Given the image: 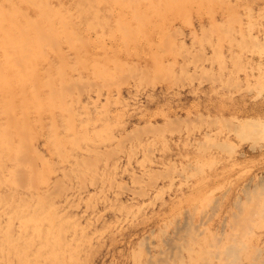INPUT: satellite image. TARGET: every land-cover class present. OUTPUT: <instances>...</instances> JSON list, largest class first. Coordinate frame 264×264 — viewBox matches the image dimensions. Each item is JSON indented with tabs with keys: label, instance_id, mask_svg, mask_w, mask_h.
Returning a JSON list of instances; mask_svg holds the SVG:
<instances>
[{
	"label": "rangeland",
	"instance_id": "1",
	"mask_svg": "<svg viewBox=\"0 0 264 264\" xmlns=\"http://www.w3.org/2000/svg\"><path fill=\"white\" fill-rule=\"evenodd\" d=\"M8 1L0 0V240L8 241L0 264H151L160 254L166 264H264V117L254 82L263 0ZM17 167L28 170L17 176ZM32 191L43 197L31 200ZM32 219L53 226L61 253L45 258Z\"/></svg>",
	"mask_w": 264,
	"mask_h": 264
},
{
	"label": "bare ground",
	"instance_id": "2",
	"mask_svg": "<svg viewBox=\"0 0 264 264\" xmlns=\"http://www.w3.org/2000/svg\"><path fill=\"white\" fill-rule=\"evenodd\" d=\"M10 1V0H9ZM8 1V2H9ZM12 1H14V0H12ZM16 1V0H15ZM46 1V0H45ZM258 1H261V0H257V2ZM24 2V1H23ZM26 3H28V5H30L31 3H30V0H26L25 1ZM12 3V2H11ZM43 3H44V1L42 2L41 1V5H43ZM263 3H264V0H263ZM7 4V3H6ZM12 4H16V3H12ZM8 5V4H7ZM13 5V6H14ZM48 5V4H47ZM8 6H10V4L8 5ZM20 6V5H19ZM21 6H22V4H21ZM32 6H34V8H36V10H35V13L33 12V14H36V20H38V18L40 17V16H42L40 19L43 21V16L45 17V12H44V8L42 9L43 10V12H39V11H41L40 10V8H39V6H37V5H35L34 3L32 4ZM44 6H46V5H44ZM25 7V6H24ZM64 7V6H63ZM262 7V9H260V8H258V14H256L257 15V17H256V23H257V25H256V37H255V40H256V44H257V46H259V50H258V59H257V61H256V65H254V66H256V75H255V88H256V97H257V99H262L261 101L262 102H259L258 101V104H256L255 106H256V115H263V117H264V6H261ZM3 8V7H2ZM9 8V7H8ZM7 8V9H8ZM11 8L12 7H10L9 8V14H10V16H14V15H16L15 13H14V11H11ZM48 8V7H47ZM56 8V7H55ZM1 9V8H0ZM4 9V11H5V8H3ZM2 9V10H3ZM24 9H26V7L24 8ZM1 10V11H2ZM20 10V9H19ZM19 10H17V11H19ZM28 10V9H27ZM0 11V12H1ZM5 12V13H8V12ZM26 11V10H25ZM49 12H51V11H49ZM59 12V11H58ZM40 13H43L42 15L40 14ZM27 14V13H26ZM39 14H40V16H39ZM47 16V15H46ZM6 17V16H5ZM17 17H19V16H17ZM23 15H22V19H23ZM34 17H35V15H34ZM136 17V16H135ZM138 17V16H137ZM20 18V17H19ZM46 18V17H45ZM4 20H5V18H3ZM8 19V22H14L15 20H17L16 19V17H13V18H7ZM6 19V20H7ZM32 19H34V18H32ZM137 19V18H136ZM234 19V18H233ZM40 20V21H41ZM138 20V19H137ZM230 20V19H229ZM24 21V20H23ZM62 21V20H61ZM3 21H1V23H2ZM0 23V24H1ZM15 23V22H14ZM16 23L18 24V22L16 21ZM32 23H34L33 22V20L31 21V19H29V20H25L22 24H23V26L21 25L20 26V28L21 29H19V31H21L17 36H19L20 34L23 36V34H24V36H23V39L26 37V35H27V33H28V31H29V28H30V26H32L33 24ZM45 23V22H44ZM63 23V22H62ZM3 24V23H2ZM5 25V24H4ZM41 25V24H40ZM29 26V27H28ZM38 26V25H37ZM3 27V26H2ZM14 27V26H13ZM215 27V26H214ZM15 28H16V26H15ZM15 28H13L15 31H13V34L14 33H16V29ZM250 28V27H249ZM9 29V28H8ZM12 28H10V30H11ZM12 29V30H13ZM213 29V28H212ZM33 30H34V28H33ZM18 31V32H19ZM35 31H39V30H35ZM34 31V32H35ZM10 32V31H9ZM8 32V34H10ZM17 32V33H18ZM40 32V31H39ZM40 33H42V32H40ZM95 33V32H94ZM191 33H193V31L191 32ZM212 33V32H211ZM11 34H12V32H11ZM12 34V35H13ZM47 34V33H46ZM51 34V33H50ZM135 34V33H134ZM4 35V34H3ZM15 35V34H14ZM14 35H13V38H14ZM20 35V36H21ZM30 35V34H29ZM28 36V35H27ZM222 36V35H221ZM49 37V36H48ZM250 37H252V36H250ZM19 38V40L21 39L20 37H18ZM18 38H17V41H18ZM41 39H42V37H40ZM3 39H4V37H3ZM11 39H12V36H11ZM25 40H27V38L25 39ZM37 40V39H36ZM43 40V39H42ZM45 40V39H44ZM165 40V39H164ZM14 41V40H13ZM21 42H22V40H20ZM28 41H34V39L33 40H30V39H28ZM27 41V42H28ZM229 41V40H228ZM233 42V41H232ZM1 43V42H0ZM18 43V42H17ZM50 43V42H49ZM70 43V42H69ZM220 43V42H219ZM16 44V43H15ZM24 44V43H23ZM31 44V43H30ZM33 44H34V42H33ZM32 44V45H33ZM71 44V43H70ZM165 44V43H164ZM167 44V43H166ZM255 44V43H254ZM255 44V45H256ZM17 45V44H16ZM20 45V44H19ZM168 45V44H167ZM54 46V45H53ZM145 46V45H144ZM246 46V45H245ZM51 47V46H50ZM241 47V46H240ZM2 48V47H1ZM4 48V47H3ZM42 48V47H41ZM247 48V47H246ZM17 49V48H16ZM23 49V47L19 50V53H21V54H24L26 57H28L27 55H28V53H30L31 52V50L30 49H26L25 51H23L22 50ZM144 49V48H143ZM37 50H39V49H37ZM162 51V50H161ZM10 52V51H9ZM12 52V51H11ZM43 52V51H42ZM45 52V51H44ZM14 53V52H13ZM12 53V54H13ZM46 53V52H45ZM12 54H11V56H12ZM43 54V53H42ZM220 54V53H219ZM23 55V56H24ZM199 55H201V53L199 54ZM9 56H10V54H9ZM18 56V55H17ZM191 56H193V55H191ZM216 56V55H215ZM11 58H14V61H15V59H18L19 60V58H15V57H11ZM21 58H23V57H21ZM183 58V57H182ZM185 58V57H184ZM197 61V60H196ZM16 64H18V62L16 63ZM224 66V65H223ZM170 69V68H169ZM225 69V68H224ZM58 72V71H57ZM64 73V72H63ZM220 74V73H219ZM63 75H65V74H63ZM189 76V75H188ZM200 76V75H199ZM63 77V76H62ZM65 77V76H64ZM145 77V76H144ZM148 77V76H147ZM201 77V76H200ZM219 77H220V75H219ZM204 78V77H203ZM207 78V77H206ZM125 79V78H124ZM169 79V78H168ZM179 79V78H178ZM205 79V78H204ZM214 79H216V78H214ZM128 80V79H127ZM183 80V79H182ZM146 81V80H145ZM153 81H155V80H153ZM160 81V80H159ZM178 81V80H177ZM72 82V81H71ZM123 82V81H122ZM125 82V81H124ZM148 82V80L146 81V83ZM174 83V82H173ZM107 84H109V83H107ZM139 84V83H138ZM175 84V83H174ZM114 85V84H113ZM141 85V84H140ZM237 85V84H236ZM73 86V85H72ZM79 86H81V85H79ZM107 86H109V85H107ZM118 86V85H117ZM53 87L54 86H52V89H53ZM61 87V86H60ZM87 87V86H86ZM237 87V86H236ZM248 87V86H247ZM65 88V87H64ZM70 89V88H69ZM73 89V88H72ZM85 89V88H84ZM91 89V88H90ZM229 89V88H228ZM78 90V89H77ZM54 92H56V91H54ZM54 92H53V94H54ZM58 92V91H57ZM56 92V93H57ZM52 94V95H53ZM81 94V93H80ZM70 95V94H69ZM55 96V95H54ZM62 96V95H61ZM52 98V97H51ZM54 98V97H53ZM257 102V101H256ZM62 106V105H61ZM200 116V115H199ZM203 117V116H202ZM202 117H201V119H202ZM197 118V117H196ZM204 118V117H203ZM209 118V117H208ZM257 118H259V117H257ZM262 119V118H261ZM187 120V119H186ZM203 121H204V119H202ZM211 120V119H210ZM259 121H258V124H259V122L261 121L260 119H258ZM254 121H256V120H254ZM263 122H264V120H262ZM189 122H190V120H189ZM223 122V121H222ZM200 123H202V122H200ZM221 123V122H220ZM261 124H262V122H260ZM14 124V123H13ZM260 124V125H261ZM166 125H167V123H166ZM187 126H188V124H186ZM197 125V124H196ZM202 125V124H201ZM214 125V124H213ZM256 125H257V123H256ZM168 126H170V125H168ZM194 126V125H193ZM251 126V125H250ZM153 127V126H152ZM159 127V126H158ZM164 127H165V125H164ZM223 127V126H222ZM202 128V127H201ZM233 128V127H232ZM247 128V127H246ZM158 129V128H157ZM224 129V128H223ZM237 129V128H236ZM162 130V129H161ZM194 130V129H193ZM192 130V131H193ZM249 130V129H248ZM163 131V130H162ZM162 131H161V133H162ZM179 131V130H178ZM188 130H186V132H187ZM195 131V130H194ZM193 131V132H194ZM239 131V130H238ZM6 132H8V131H6ZM190 132V131H189ZM134 133V132H133ZM160 133V132H159ZM158 133V134H159ZM160 133V134H161ZM181 133H182V131H181ZM6 134V133H5ZM156 134V133H155ZM215 135V134H214ZM132 136V135H131ZM159 136V135H158ZM157 136V137H158ZM251 136V135H250ZM249 136V137H250ZM127 137V136H126ZM126 137H124V140H125V138ZM136 137V136H135ZM261 137V136H260ZM26 138V137H25ZM138 137H136V139H137ZM140 138V137H139ZM162 138V137H161ZM65 139V138H64ZM133 139V138H132ZM131 139V140H132ZM259 140V139H258ZM122 142V141H121ZM257 142V141H256ZM199 143V142H198ZM9 144V143H8ZM228 145V144H227ZM230 145V144H229ZM116 146V145H115ZM132 146V145H131ZM1 150V149H0ZM21 150V149H20ZM24 150V149H23ZM120 150V149H119ZM149 150V149H148ZM113 152V151H112ZM122 152V151H121ZM135 153V152H134ZM123 154V153H122ZM145 154V153H144ZM147 154V153H146ZM151 154V153H150ZM26 155V154H25ZM148 155V154H147ZM89 158V157H88ZM88 158H86L87 160H88ZM133 158V157H132ZM50 159V158H49ZM84 159V158H83ZM82 158H81V160H83ZM147 159H148V157H147ZM150 159V158H149ZM20 160H21V158H20ZM77 160V159H76ZM25 161V160H24ZM30 161V160H29ZM33 161H35L34 159H33ZM91 161H92V159H91ZM97 161V160H96ZM23 162V161H22ZM78 162H79V160H78ZM25 163V162H24ZM15 166H17V165H15ZM18 166H19V164H18ZM22 166V165H21ZM36 166V165H35ZM171 166V165H170ZM170 166H169V168H170ZM28 167V169H29V166H27ZM24 169H26V170H28L27 168H22L21 170H20V168L19 167H17V169H16V174L18 173V172H20V171H22V170H24ZM31 169H33V168H31ZM115 169V168H114ZM170 170V169H169ZM43 171V170H42ZM76 171V170H75ZM68 172V171H67ZM162 172V171H161ZM25 173V172H24ZM159 173H160V171H159ZM168 173V172H167ZM194 173V172H193ZM33 174V173H32ZM31 174V175H32ZM66 174V173H65ZM180 174V173H179ZM22 175V174H21ZM34 175H36V174H34ZM68 175V174H67ZM152 175H154L153 173H152ZM159 175V174H158ZM17 176H19L18 174H17ZM16 176V177H17ZM30 176V175H29ZM33 176V175H32ZM69 176H70V174H69ZM80 176V175H79ZM138 176V175H137ZM16 177L14 178V179H16ZM27 177V176H26ZM34 177V176H33ZM154 177V176H153ZM19 178V177H18ZM138 178V177H137ZM140 178V177H139ZM138 178V179H139ZM160 178H162V177H160ZM27 179V178H26ZM68 179H69V177H68ZM136 179V178H135ZM142 179V178H141ZM152 179V178H151ZM150 179V180H151ZM32 180V179H31ZM84 180V179H83ZM14 181H16V180H14ZM22 182H23V180H21ZM82 181V180H81ZM133 181V180H132ZM156 181V180H155ZM20 182V181H19ZM57 182V181H56ZM136 182V181H135ZM154 182V181H153ZM85 183V182H84ZM83 183V184H84ZM103 183V182H102ZM134 183V182H133ZM262 183V182H261ZM22 184H24V183H22ZM55 184V183H54ZM57 184H58V182H57ZM82 184V185H83ZM123 185H124V183H122ZM147 184V183H146ZM25 185H26V183H25ZM31 185V184H30ZM37 185V184H36ZM33 186V185H32ZM55 186H57L56 184H55ZM62 186V185H61ZM64 186V185H63ZM127 186V185H126ZM125 186V187H126ZM145 186V185H144ZM20 187V186H19ZM64 187H66V186H64ZM143 187V186H142ZM146 187H148V185L146 186ZM14 188V187H13ZM24 188V187H23ZM34 188V187H33ZM36 188H37V186H36ZM63 188V187H62ZM61 188V189H62ZM69 188V187H68ZM122 188V187H121ZM21 189V188H20ZM35 189V188H34ZM83 189V188H82ZM84 189H86V188H84ZM28 190H32L31 188L30 189H28ZM56 190V189H55ZM24 191V190H23ZM26 191V190H25ZM51 191V190H50ZM54 191V190H53ZM67 191V190H66ZM70 191V190H69ZM82 191V190H81ZM123 191H124V189H123ZM131 191V190H130ZM135 191V190H134ZM144 191H145V189H144ZM10 192V191H9ZM260 192V191H259ZM37 192H35V193H33V191H32V194H30V199L31 200H34V199H40L41 197H43V195H39V194H36ZM42 193V192H41ZM139 193V192H138ZM255 193V192H254ZM8 194H10V193H8ZM7 194V195H8ZM42 194H45V193H42ZM56 194V193H55ZM144 194V193H143ZM14 195V194H13ZM25 195V194H24ZM33 195V196H32ZM134 195V194H133ZM258 195V194H257ZM256 195V196H257ZM260 195V194H259ZM21 196V195H20ZM22 196H23V194H22ZM31 196L33 197V198H31ZM48 196V198H49V195H47ZM61 196V195H60ZM134 196H137L136 194L134 195ZM8 197H10V196H8ZM25 197H28V199H29V196H25ZM46 197V196H45ZM67 197V196H66ZM147 197V196H146ZM248 198V197H247ZM61 199V198H60ZM196 199V198H195ZM202 199H204V198H202ZM21 200H23V198L21 199ZM26 198H25V202H26ZM44 200V198L42 199V201ZM54 200V199H53ZM53 200H49V202H47L48 200H44L45 202H47L46 204H49V203H51ZM205 200H207V199H205ZM212 200V199H211ZM249 200V199H248ZM5 201V200H4ZM15 201V200H14ZM24 201V200H23ZM37 201V200H36ZM246 201V200H245ZM32 202V201H31ZM218 202V201H217ZM21 203H22V201H21ZM38 204H39V202H38ZM41 204H43V203H41ZM41 204H39V206L41 205ZM87 204V203H86ZM22 205V204H21ZM60 205V204H59ZM210 205V204H209ZM242 205V204H241ZM58 206V205H57ZM57 206H55V207H57ZM130 206V205H129ZM236 206H239V204L238 205H236ZM263 206V205H262ZM24 207H25V204H24V206L23 207H21L20 209H22L23 208V211H24ZM31 207H33L32 205H31ZM41 207V206H40ZM87 207V206H86ZM257 207H258V205H257ZM264 207V206H263ZM26 208V207H25ZM59 208V207H58ZM206 208V207H205ZM19 209V208H18ZM30 209V208H29ZM33 209V208H32ZM35 209H36V207H35ZM34 209V210H35ZM37 209H39V208H37ZM37 209H36V211H37ZM49 209H51V211H54V209H56V208H54V205H50L49 206ZM216 209V208H215ZM241 209V208H240ZM246 209H247V207H246ZM256 209V208H255ZM25 210H27V208L25 209ZM206 210V209H205ZM214 210V209H213ZM212 210V211H213ZM217 210V209H216ZM216 210H215V212H216ZM21 211V210H20ZM29 211V210H28ZM28 211H24L25 212V215H26V213L28 212ZM40 212H41V210H39ZM38 211V212H39ZM50 211V214L52 215L53 214V212H51ZM140 211V210H139ZM262 211V210H261ZM2 212V211H1ZM40 212H39V214H40ZM64 212V211H63ZM198 212H200V211H198ZM208 212V211H207ZM239 212V211H238ZM30 213H32V214H34L33 213V211H30ZM205 213V212H204ZM203 213V214H204ZM210 213H212V212H210ZM251 214H252V212H250ZM254 213V212H253ZM37 215H38V213H36ZM62 214V213H61ZM60 214V215H61ZM95 214V213H94ZM200 214V213H199ZM213 214V213H212ZM258 214V213H257ZM19 215V214H18ZM18 215H16V216H18ZM24 215V216H25ZM28 215H29V213H28ZM65 215V214H64ZM233 215V214H232ZM253 215V214H252ZM260 215V214H259ZM22 216V215H21ZM30 216H31V214H30ZM35 216V215H34ZM67 216V215H66ZM205 216H206V214H205ZM210 216V215H209ZM35 217H37V216H35ZM60 217V216H59ZM62 217H64L63 215H62ZM68 217V216H67ZM202 217V216H201ZM243 217V216H242ZM42 218V217H41ZM56 218V217H55ZM202 218H205V217H202ZM208 218V217H207ZM212 218V217H211ZM211 218H209V219H211ZM247 218V217H246ZM12 219V218H11ZM28 219H30L29 217H28ZM72 219V218H71ZM70 219V220H71ZM13 220V219H12ZM23 220H24V218H23ZM41 220V219H40ZM69 220V219H68ZM69 220V222H71ZM201 220V219H200ZM206 220V219H205ZM204 220V222H207V221H205ZM208 220V219H207ZM252 220V219H251ZM25 221V220H24ZM30 221V220H29ZM32 221H34V224L31 222L30 223V225L31 224H33L32 226H31V229L34 231V236H35V238H36V240H37V238H39V240L41 241V242H43L44 243V247L43 248H41V249H44V251L43 252H45L46 254V256H45V258L47 257V258H49V256H53V253L54 252H59L60 250H59V247L60 246H58V248H56L57 247V245H52L50 242V240H51V234L53 233V232H48V230L51 228V230H52V228H53V226L52 227H50L48 230H45V228L42 226V224L41 225H39V223H38V220L36 219V220H34V219H32ZM45 221H46V219H45ZM67 221V220H66ZM65 221V222H66ZM86 221V220H85ZM25 222H27L26 224L28 225L29 223H28V221H25ZM200 222V221H199ZM42 223H43V221H42ZM55 223V222H54ZM54 223H52V224H54ZM25 224V223H24ZM66 224H67V222H66ZM81 224V223H80ZM203 224V223H202ZM242 224V223H241ZM12 226L14 227V225L12 224ZM60 227H61V224L59 225ZM75 226V225H74ZM89 226V225H88ZM189 226V225H188ZM28 227V226H27ZM60 227H59V229H60ZM62 227L64 228V226H63V224H62ZM67 227V226H66ZM77 227H80V226H77ZM77 227H75V228H77ZM184 227H186V226H184ZM200 227V226H199ZM202 227H203V225H202ZM224 227V226H223ZM15 228V227H14ZM56 228V227H55ZM73 228V227H72ZM237 228V227H236ZM6 229H8V230H12L11 229V226L9 227V228H6ZM6 229H4V230H6ZM30 229V230H31ZM81 229V228H80ZM180 229V228H179ZM26 230V233H28L27 232V229H26V226L25 227H22L21 228V233L23 232V231H25ZM61 230V229H60ZM59 230V231H60ZM74 230V229H73ZM28 231H29V229H28ZM32 231V232H33ZM50 231V230H49ZM68 232L67 230H64L62 233H64V232ZM71 230H69V232H70ZM75 231L76 230H74V233H75ZM179 231V230H178ZM181 231V230H180ZM55 232V231H54ZM16 233V232H15ZM14 232H13V234H15ZM60 233V232H59ZM1 234V233H0ZM4 234V233H3ZM3 234H1L2 236H4ZM5 234H7V233H5ZM19 234V233H18ZM23 234H24V232H23ZM31 234V233H30ZM54 234V233H53ZM56 234H57V232H56ZM56 234H55V236H56ZM17 235V234H16ZM21 235V234H20ZM20 235H18L19 237H20ZM26 235V234H25ZM1 236V237H2ZM62 236V235H61ZM64 236H65V234H64ZM75 236V235H74ZM170 236V235H169ZM227 236V235H226ZM8 237V236H7ZM5 238V240L7 239L8 240V238ZM22 237V236H21ZM58 237V236H57ZM10 238H13V237H11L10 236ZM15 238V237H14ZM32 239H34L33 238V236L31 237ZM59 238H60V236H59ZM62 238V237H61ZM66 237H64V239H65ZM167 238V237H166ZM166 238H164V239H166ZM205 238V237H204ZM221 238V237H220ZM0 239H4V238H0ZM23 239V238H22ZM30 239V238H29ZM63 239V238H62ZM230 239H232V238H230ZM15 240V239H14ZM17 241H18V239H16ZM20 240V239H19ZM26 240V239H25ZM60 240V239H59ZM80 240V239H79ZM167 240V239H166ZM215 240H217V239H215ZM236 240H237V238H236ZM235 240V241H236ZM13 240H11V242H12ZM24 241V240H23ZM29 242L30 241H32V240H28ZM71 241H72V239H71ZM175 241V240H174ZM1 242H4V241H1L0 240V243ZM7 243H8V241H6ZM6 242H4V243H6ZM11 242H9V243H11ZM20 242V241H19ZM22 242V241H21ZM33 243L32 244H34V241H32ZM56 242V241H55ZM63 242H66L65 240H63V241H61V243H63ZM218 242V241H217ZM241 242V241H240ZM6 243V244H7ZM13 243V242H12ZM14 243H15V241H14ZM36 243V242H35ZM60 242H59V244H61ZM228 243H230V242H228ZM237 243V242H236ZM239 243V242H238ZM15 244H17V242L15 243ZM57 244V243H56ZM76 244V243H75ZM245 244V243H244ZM3 245V244H2ZM10 245H12V244H10ZM37 245V244H36ZM35 245V246H36ZM172 245V244H171ZM181 245V244H180ZM264 245V244H263ZM30 246V245H29ZM38 246V245H37ZM40 246V247H41ZM61 246H62V244H61ZM72 246V245H71ZM150 246V245H149ZM224 246V245H223ZM14 247V246H13ZM39 247V246H38ZM38 247H36V248H38ZM68 247V246H67ZM164 247V246H163ZM169 247H170V245H169ZM212 247V246H211ZM220 247V246H219ZM232 247V246H231ZM9 248V247H8ZM11 248H12V246H11ZM15 248V247H14ZM62 248V247H61ZM161 248V247H160ZM186 248V247H185ZM233 248H235V247H233ZM237 248V247H236ZM235 248V249H236ZM256 248H258V247H256ZM1 249V248H0ZM40 248L39 249H37L38 251H37V253H39V255L42 257V255L43 254H41V253H43L42 252V250H41ZM162 249V248H161ZM160 249V250H161ZM164 249V248H163ZM166 249V248H165ZM221 249V248H220ZM229 250H231L230 249V247L228 248ZM238 249V248H237ZM222 250V249H221ZM228 250V251H229ZM30 251V250H29ZM164 251V250H163ZM204 251V250H203ZM231 251H233V249L231 250ZM235 251L236 250H234V253H235ZM255 251V250H254ZM31 252V251H30ZM176 252V251H175ZM202 252V251H201ZM223 252V251H222ZM221 252V253H222ZM237 252V251H236ZM261 252H263V251H261ZM59 253H61V252H59ZM160 253H162V252H160ZM233 253V254H234ZM260 253V252H259ZM24 254V253H23ZM71 254V253H70ZM159 254V253H158ZM167 254V252L164 254V255H166ZM203 254V253H202ZM220 254V253H219ZM224 254H229V253H224ZM233 254H230V256L231 255H233ZM258 254V253H257ZM59 255H61V254H57V256L59 257ZM157 255V254H156ZM175 255V254H174ZM222 255V254H221ZM221 255H219V256H221ZM235 255V254H234ZM250 255V254H249ZM29 256V255H28ZM37 256V255H36ZM158 256H160L159 258H161V254L160 255H158ZM173 256V255H172ZM209 256V255H208ZM216 256V255H215ZM223 256H227V255H223ZM222 256V259L224 260V257ZM251 256V255H250ZM22 258H24L25 257V259H27V258H29V257H27V255L26 256H21ZM20 257V258H21ZM27 257V258H26ZM206 257V256H205ZM235 257V256H234ZM44 258V257H43ZM45 258H44V260H45ZM55 258V257H54ZM153 258H155V256L153 257ZM157 259H155V262L151 259V261H153V264H166L167 262H164L162 259H160V260H158L159 258L158 257H156ZM163 258V257H162ZM217 258V257H216ZM219 258V257H218ZM227 258H229V256H227ZM227 258H225L227 261H228V259ZM39 259V258H38ZM164 259V258H163ZM234 259H236V258H234ZM233 259V260H234ZM252 259V258H251ZM257 259H258V257H257ZM262 259V258H261ZM54 260V259H53ZM56 260V259H55ZM150 260V259H149ZM221 260V259H220ZM249 260H250V258H249ZM56 261H59V260H56ZM150 261V263L152 264V262ZM168 261V260H167ZM44 262H47V260L46 261H44ZM148 262V261H147ZM236 262V261H235ZM48 263V262H47ZM46 263V264H47ZM53 263V262H52ZM170 263H172V262H170ZM169 263V264H170ZM174 263V262H173ZM227 263H229V262H227ZM42 264H44L43 262H42ZM49 264V263H48ZM149 264V263H148ZM221 264H225V262L224 263H221Z\"/></svg>",
	"mask_w": 264,
	"mask_h": 264
}]
</instances>
